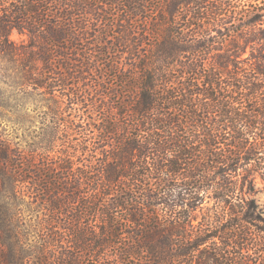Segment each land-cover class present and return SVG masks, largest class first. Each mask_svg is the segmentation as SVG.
Here are the masks:
<instances>
[{"label": "trees", "instance_id": "1", "mask_svg": "<svg viewBox=\"0 0 264 264\" xmlns=\"http://www.w3.org/2000/svg\"><path fill=\"white\" fill-rule=\"evenodd\" d=\"M253 44L264 0H0V264H264V111L244 110L264 109V56L236 61Z\"/></svg>", "mask_w": 264, "mask_h": 264}, {"label": "rangeland", "instance_id": "2", "mask_svg": "<svg viewBox=\"0 0 264 264\" xmlns=\"http://www.w3.org/2000/svg\"><path fill=\"white\" fill-rule=\"evenodd\" d=\"M11 38L15 42H21V41L26 39L25 36L20 35L17 31H14L12 33ZM146 48H144V51L146 50ZM251 52L253 53L252 55H251ZM255 56L256 57L264 56V47H261L260 45H256V44L250 45V46L247 47L246 51L243 54H241L239 57H237L236 61L239 63L238 65L240 67H244V66H247L248 64L249 65L252 64L254 61H257ZM236 72H237L236 76H237L238 80L240 79L241 76H242L243 80H246L247 78H251L252 82L256 78L255 74L253 72L245 73L246 71L242 72L241 70H238ZM89 74H90V76L88 77V79H89L88 82H89L90 85H91V82L94 85L95 81H94L93 78H96V77L92 76V75H94V73H92V72H90ZM193 78L194 77H191V82H195V80ZM106 79H107V82H109V83L115 82L114 78H112L113 82H111L112 81L111 77H106ZM228 80H230L229 77H227V79H225V81H228ZM238 80L236 81V84H238ZM73 91L76 92V89H74ZM103 91H105V90L103 89ZM64 93H66V92H64ZM64 93H60V95L64 94ZM101 93L103 94L104 92H100V94ZM98 95H99V93L96 96L93 97V100H96V98L99 97ZM105 95H109V94L107 93ZM224 95H230L232 98H234L235 100H239V101H240V99H242L244 97V94H242V92H240V91H238L237 94L224 92ZM38 98L39 97H35V99H38ZM79 99H81L80 96H76L75 97L76 101L79 100ZM127 101H129L127 96H126V98L124 96H118V97L114 98V96H113L112 105L116 106V110L115 111L116 112L117 111L121 112L122 110L120 108H118V107H122L123 103L127 102ZM91 106H92V103H89V105L87 104L86 106L85 105H83L81 107L79 106L80 108L73 109L72 111L68 107V109L64 110L63 114L64 115H69V116L71 115V117L75 118V115L77 116L80 111L85 110V111H87V113L89 111L88 115H91V112L89 110ZM28 107H29L28 108L29 109L28 112H30V114L32 116L31 121H46V120H44V113L45 112L47 113V116H46L47 117L46 119H48L47 121L50 120V116L52 117L51 109L39 108V106H36V105H33V104H28ZM254 109H256V111H259V112L264 111L263 107H254V104L252 102H248V104H246V109H244V110H246L248 112L251 110L252 114H254ZM13 113H14L13 114L14 119L18 118V117H22V115L24 114L23 111H20L19 113L17 111H15V112L13 111ZM220 114H221V111H220ZM220 114H218V116H213L209 121H222L223 118L220 116ZM68 120H70V119H68ZM75 121H79L78 118H75ZM121 121H126V118H125V120L121 119ZM127 121H128V118H127ZM190 121H194V119H191ZM229 121H239V119L238 118H233V120L230 119ZM252 121H264V119L262 117H259V118H254ZM34 126L36 128L39 127L40 126L39 122L34 123ZM34 126L30 127V124L27 123V124H24V125H21V126H15V128L18 127L17 131H18L20 136H25V135L29 134V132H30L29 129H31V130L34 129ZM2 129H5L7 134L8 133L10 134V133H12L14 131V130L12 131L13 127H12L11 124H9V123H7L5 121H2V119H0V130H2ZM38 130H40V127L38 128ZM8 193H9V189L7 188L5 190V194H6L5 203H6V205L8 204L9 207H13L14 209H16L18 207L16 205H18V204L21 205V201H22L23 205L20 208H21V211H22V215H23V217L25 219V224L28 225V223L32 219V217L34 218L35 215H36V212H32V207L27 202L28 199L26 197H23V195H22L23 193H21V195H19L20 194L19 193L15 197H13V196L11 197V195H9ZM253 197L256 199V201L258 202L260 207L264 210V184H262L260 181H258L257 184H256L255 194H254ZM213 203H214V200L207 197L205 202H204V206H211ZM30 234H32V233H30ZM39 240H40L39 238H37V240H36V239H32L31 237H28L27 243H30V241H32V243H31V245H32V244L37 243Z\"/></svg>", "mask_w": 264, "mask_h": 264}]
</instances>
